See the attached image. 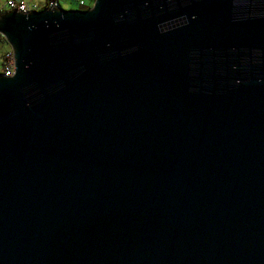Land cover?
<instances>
[{"label": "water", "instance_id": "water-1", "mask_svg": "<svg viewBox=\"0 0 264 264\" xmlns=\"http://www.w3.org/2000/svg\"><path fill=\"white\" fill-rule=\"evenodd\" d=\"M0 264H264V0L0 13Z\"/></svg>", "mask_w": 264, "mask_h": 264}, {"label": "built area", "instance_id": "built-area-1", "mask_svg": "<svg viewBox=\"0 0 264 264\" xmlns=\"http://www.w3.org/2000/svg\"><path fill=\"white\" fill-rule=\"evenodd\" d=\"M59 0H3L0 6V13L7 10H16L18 12H25L31 10H40L44 8H52L59 4ZM79 8H87L90 5H85L84 0H71ZM12 56L11 52L6 51L2 56V75L11 76L12 75Z\"/></svg>", "mask_w": 264, "mask_h": 264}, {"label": "rangeland", "instance_id": "rangeland-1", "mask_svg": "<svg viewBox=\"0 0 264 264\" xmlns=\"http://www.w3.org/2000/svg\"><path fill=\"white\" fill-rule=\"evenodd\" d=\"M1 2H2V0H0V3ZM58 2H59L60 7L63 8V9H81L75 4V2H73L71 0H59ZM85 2H87L86 5H90L92 0H84V3ZM82 9H85V7H83ZM9 49H10L9 44L7 43V41L0 34V70L2 69V56H3V53L6 52V51H9Z\"/></svg>", "mask_w": 264, "mask_h": 264}, {"label": "crops", "instance_id": "crops-1", "mask_svg": "<svg viewBox=\"0 0 264 264\" xmlns=\"http://www.w3.org/2000/svg\"><path fill=\"white\" fill-rule=\"evenodd\" d=\"M34 1H35V0H34ZM2 2H3V0H2ZM2 2H1V3H2ZM1 3H0V5H1Z\"/></svg>", "mask_w": 264, "mask_h": 264}, {"label": "flooded vegetation", "instance_id": "flooded-vegetation-1", "mask_svg": "<svg viewBox=\"0 0 264 264\" xmlns=\"http://www.w3.org/2000/svg\"><path fill=\"white\" fill-rule=\"evenodd\" d=\"M87 4V2H85V5Z\"/></svg>", "mask_w": 264, "mask_h": 264}, {"label": "trees", "instance_id": "trees-1", "mask_svg": "<svg viewBox=\"0 0 264 264\" xmlns=\"http://www.w3.org/2000/svg\"><path fill=\"white\" fill-rule=\"evenodd\" d=\"M2 69L0 70V73H1Z\"/></svg>", "mask_w": 264, "mask_h": 264}]
</instances>
